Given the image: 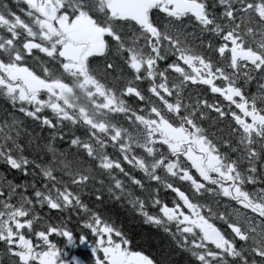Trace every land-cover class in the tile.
I'll use <instances>...</instances> for the list:
<instances>
[{
	"label": "snow or ice",
	"instance_id": "6c2138e0",
	"mask_svg": "<svg viewBox=\"0 0 264 264\" xmlns=\"http://www.w3.org/2000/svg\"><path fill=\"white\" fill-rule=\"evenodd\" d=\"M17 4H22L23 7H13L5 0H0V54L5 53L6 46L8 48L6 59L0 58V73L8 77V80H5L4 75H0V95L7 98L15 112H19L26 119L31 118L38 127L49 130L52 139H48L44 145V151L47 153V162H44V157L34 158L25 154V145L21 142V128L18 127L22 121H18L12 113L0 121V161L11 175L9 179L8 175L0 174V264H81L75 256L68 258L66 250L77 243L90 248L93 264H157L151 255L141 251H130L128 248L130 240L126 238L125 233L116 227L106 209L95 206L105 203L103 189L105 181L102 177L97 179L98 176L90 169L65 173L69 176L68 180L57 177L56 173L60 170L58 164H62L63 161H58L60 150L55 145L56 130L65 120L72 124L77 123L60 103V88L63 82L36 78L39 83L32 85L24 81L18 73L10 70L26 71V66L23 65L24 57L38 54L56 61L61 70L66 71L70 66L73 67L75 71L81 73L84 87L91 84L101 96H104V91L95 79H89L85 75L88 57L95 59L103 53L89 52L81 62L75 63L74 57L67 51L77 42L73 39L72 30L65 26V21L69 25L72 24L75 17L86 11L85 6L83 4L72 6L67 0H17ZM153 6L161 13L171 15L177 20L188 15L202 33L207 32L215 38L203 41L202 46L211 49L216 57L226 61L225 66L214 65L211 55L206 57L204 54L181 52L177 47L179 41L172 39L171 36H168L167 40L173 47V53L167 59L160 54L158 47H151L150 43L153 55L144 64L128 60L129 70L134 77L149 81L147 91L161 102L165 111L182 120L179 125L172 124L162 115L159 108L152 105L149 107V113L154 119L145 123L159 125L164 121L175 132L181 133L184 140L178 141L164 128H160L157 134V129L150 127L149 142L153 145H164L168 151V157L157 156L153 147H144L143 151L151 162L140 156L129 158L124 144L119 146L121 158L114 159L106 153L98 156L93 145L81 140L79 136H72L69 143L89 160L94 161L95 169L109 175L110 185L107 188L109 196L123 191V183L115 173L128 177L130 183L141 193H128L130 197H135L129 199L133 208L143 216L148 225L161 227L165 222L174 224L176 232L182 237L177 241V245L183 248H187L189 244L191 246V256L194 259L190 264H220L221 261L224 264L228 261H231V264H264V240H253L252 246L247 250L238 247L248 244L250 234L255 236L256 229L264 225V211H259L254 206L260 204V207L264 208V203H261L264 201V186L253 189V192L246 188V185L264 183L258 177V169L253 163L254 160L264 158V145L259 152L256 147L258 140H264V103L258 107L255 94L246 95L243 87L238 86L236 82V77L241 75L246 81L251 82L256 79L253 73L264 74V53L245 48L244 41L238 34L241 20L237 17L238 13L251 11L256 19L264 22V0L247 2L238 0L234 7L228 4L227 0H216L211 6L212 11H209L207 0H196L199 11L193 8L189 13L184 10L172 12L157 4ZM95 11L110 19H118L109 16L104 0H97ZM213 12L219 13L228 21H236L234 27L229 30L220 28L214 23ZM152 29L149 35L158 39L160 29L156 25H152ZM99 31L101 39L103 36L119 39L118 35H113V32L106 29L103 24H100ZM17 41L20 42L18 45ZM13 45H16L15 50ZM158 61H164L165 68L159 72L161 82L156 86L152 83L155 74L151 67ZM185 66L191 74L185 72ZM107 67L111 69L112 65L108 64ZM143 68L148 70L142 71ZM45 72L47 73V68ZM167 73H178L185 87L188 84L203 85L206 91L219 98V103L210 104L207 99L198 97L192 101V110L188 113L187 103L181 98L176 85L168 84ZM18 79L21 80L20 84L15 83ZM257 88L264 91V81H259ZM42 91L46 95L42 96ZM121 95L135 97L138 101L144 100L140 90L131 83L121 91ZM108 101L109 104L115 103L113 98H108ZM225 103L228 105V111L224 110ZM103 107L107 108L108 104ZM204 108L214 112L221 120L227 116L235 125L231 129L232 132L246 134V140L236 141L237 144L246 146L241 149L242 159L248 162L244 170L246 176L241 174L240 162L220 157L215 144L208 140L202 126L196 123L198 119H205ZM45 110H50L55 119L50 118ZM84 111L81 109V112ZM137 119L144 120L141 116H137ZM82 122L88 125L89 135L100 144V147L106 148V143H100L96 132L106 131L107 125L102 122L95 123L86 114L82 117ZM119 135L117 131L116 135L109 137L113 144ZM191 141L196 143V155L200 163L193 160L191 148L185 151L181 146L182 143ZM28 143L30 144L31 140ZM225 146H229L227 142ZM201 152L211 157L214 163L205 165L203 163L205 157L199 155ZM181 158L185 161L184 166L178 163ZM124 164L137 168L148 178V182L155 186L148 199L142 198L146 187L144 180L137 176L129 177ZM161 171L166 177L187 183L197 195L202 192L211 194L215 191L224 198L234 200L241 207L252 211L261 220V225H250L247 229H242L239 224H229L231 238L216 230L220 239H212L197 223L200 220L207 222L201 205L193 201L182 187L162 177L159 174ZM40 178L44 179L43 184ZM90 184L93 188L89 192L94 194V200H86L82 195L83 190L88 189ZM161 185L174 193L175 199L171 204L159 198L158 191ZM149 201L156 210L154 213L145 210ZM44 206L52 213L46 220L38 215ZM37 225L40 230H37ZM164 230L170 231L168 228ZM189 235H192L190 241ZM197 235L200 237L199 240L196 238ZM55 236L64 242V249H61L52 238Z\"/></svg>",
	"mask_w": 264,
	"mask_h": 264
},
{
	"label": "trees",
	"instance_id": "16d2710c",
	"mask_svg": "<svg viewBox=\"0 0 264 264\" xmlns=\"http://www.w3.org/2000/svg\"><path fill=\"white\" fill-rule=\"evenodd\" d=\"M5 2L11 4L13 7H23L22 4H17V0H5ZM67 2L70 3L72 6L83 4L89 16L92 17L99 24H104L111 20L109 17L102 16L95 11L97 6V0H67ZM215 2L216 0H207L209 11H212L211 6ZM227 2L228 4L234 7L237 4L238 0H227ZM214 15H216L217 17L218 26L224 30L226 24H229L230 28H233L236 23V21H228L225 18H222L219 13L213 12V16ZM237 17L241 20V26L238 29V34L240 35V39L244 41L245 48H251L253 50L264 53V45L262 46L261 44V42L264 40V37L260 36V30L256 31L255 26L258 23L256 18H254L250 14L247 15L245 13H238ZM183 18L184 20L182 22H176L173 24L172 22H170V20H168L165 25L181 29L185 32H190V37L185 38L183 40V47L185 49V52L191 53L193 55L204 54L206 57L209 55L212 56V50L205 49L202 46L203 41H206L211 38L210 34L207 32L202 33L201 29L195 26L192 21L188 18V15L183 16ZM153 23L156 25L154 21ZM249 29H251V31H249ZM185 36H188V33L185 34ZM14 48H16V45H14ZM6 53L7 51H5L4 54H0V58L6 59ZM214 62H219L218 57H216V60L213 61V63ZM23 63L28 69L33 70L35 72H41L39 75L42 76L45 80H60L65 83H68L71 80L73 82L71 85L70 93L65 97V100H61L60 103L65 109L69 110L70 115L77 120V123L72 124L70 121L65 120L63 121L62 125L56 130L57 134L55 138V145L60 150V153L58 154V161H63L62 164H58L60 170L56 173L57 177L59 179L68 180L69 176L65 173H74L77 170L90 169L96 176H98L97 179H99V177H102L105 181L103 185V189L105 191V203L103 205L97 204L95 206L106 209L107 213L111 216L112 221L115 223L116 227L118 229H121L125 233L126 238L130 240V243L128 245L130 251H141L144 252V254L146 255H151L155 258L157 264H190V261L194 259L193 257L192 259L189 257L191 255V246L189 244L187 248H183L177 245V241L182 239V237L180 233L176 232L175 226H170L167 223H164L161 227H156L155 225H148L145 223L143 216L140 215L135 208H133L132 204L129 202V199H134L135 197H130L128 193H141L135 186L130 183L128 177H125L119 174L118 172L115 173L123 183V191L115 192L112 196H109L107 193V188L110 185L109 175L107 173H102L99 170L95 169V162L89 160V158L85 156L79 149L72 147L69 143L72 136H79L81 140L87 141L93 145L98 156L106 153L114 159L121 158L119 146L120 144H124L126 154L129 156V158L133 156H140L151 162L150 159L147 157V154L143 151L144 147H150L148 134L147 132L138 130V128L133 124L134 116H118L120 114L114 111L111 113L106 112L102 114V116L105 118H114L112 119L114 122L126 126L134 125V132L140 134L136 140H130L127 139L125 136H122L121 138L117 139L115 144H113L109 137L114 135V128L113 134H110L109 136L107 133L104 134L102 132H96V136L99 137L100 143H106V148L102 149L100 147V144H98L97 141L89 135L90 130L88 125L82 122L81 108L84 107V98L86 97L87 87H84L82 84L75 82L74 77H70V75L67 74L65 70H61L56 61L48 60L44 57L39 56L38 54H34L30 57L25 56L23 59ZM108 64L112 65L111 69L107 67ZM45 68H47V73L45 72ZM87 69V73L89 76L91 74L93 76H96V79L103 83V88L107 91L110 90V92L114 94L115 83L109 84L108 82L116 81L118 83V80L122 77L121 74L123 72L126 73V76L129 73L128 67L122 65L121 62L118 63V61H116V59L114 58L113 45H111L110 54H108L106 57L100 58L97 56L95 59L90 58L87 64ZM125 82H127V78L126 80L124 78L122 79V83L125 84ZM236 82L238 86L241 87L243 84L246 83V81L242 79L241 76L236 77ZM247 83L249 82L247 81ZM200 89L203 92H208L206 91L203 85H200ZM255 89H257V84L254 85L252 91H254ZM245 93L246 95H251L249 92H247V90H245ZM41 95L44 96L46 95V93L42 91ZM195 96H197V92L193 90L191 94L192 101H194L193 98ZM53 99H55V97H53ZM90 99H95L99 102H102L94 97H91ZM185 100L187 101V105H189L190 103L188 102V95L185 96ZM65 101H67V103H65ZM6 105L9 109H12L7 98H5L3 95H0V118H6L10 113L6 112L7 110L4 107ZM12 111L14 114L22 116L19 112H15L13 109ZM187 112L190 113L191 111ZM203 112L205 115V119H198L196 123L202 126V129L207 135L208 140H210L212 144H215L216 149L218 150L219 155L222 159L236 160L237 155L233 152V148L236 146L235 138L228 137V135L223 133L221 129L220 133H217V126L226 125L220 124L221 122H226L225 118L221 120L217 115L214 118L213 115L215 113L210 112L209 110ZM208 112L211 113V116H207ZM45 113L50 118L55 119L50 110H45ZM85 114L90 115L91 113L89 111H85ZM22 117L25 118L24 116ZM5 118L2 119L4 120ZM99 120L100 119L94 118V122H98ZM22 122V127H18L21 128V142L25 145V154L31 155L34 158L44 157V162H47V153L44 151V145L47 143L48 139H52L49 130L42 127H40V130L36 129L33 126V124L35 123L31 121V118H28ZM171 123L179 125L182 123V120L179 117L174 116L171 120ZM24 129H27V131H24ZM172 133H175L174 129H172ZM105 135H107V137ZM178 136L182 137L183 135L181 133H178ZM29 140H31L30 144L28 143ZM225 142L228 143V147L225 146ZM156 145V155H163L165 157H168L167 148L164 145ZM260 151H262V149H260ZM178 163L181 166L185 165V161L182 159H180ZM253 163L258 169V177L262 182H264V158H261L258 161H254ZM123 166L125 172L129 174V177L137 176L138 178H142L144 180L146 187L142 193V198L148 199L149 193L155 186L150 184L148 182V178L144 176L143 173L139 172L137 168L128 164H124ZM0 167L5 168L6 166L3 162H0ZM0 174L8 175V177L11 178V175L7 172V167L5 169H0ZM159 174L165 179H168L171 182L176 183L177 185L182 187V190L186 191L193 201H196L201 205V207L203 208V215L207 217V225H211L216 230L222 232L225 236L231 238V231L228 227V221L225 219V217H223L224 211H227L225 206L228 204V201H231V199L224 198L218 195L215 191H213L211 194H208L207 192H202L200 195H197L192 192L190 186L187 183H181L178 180H173V178L171 177H166L163 171H161ZM40 182L41 184H43L45 181L43 178H40ZM256 185L257 188H259L261 186H264V183ZM256 185H246V188L249 191L251 187ZM96 187L100 186L96 185ZM92 188L93 185L90 184L88 186V189L83 190L82 195L86 200L95 199L94 194L89 192V190H92ZM158 196L162 201L167 202L169 204H171V202L175 199L174 193L165 189L162 185L159 187ZM254 206L257 210L264 211V208L258 207L256 205ZM37 207L39 208L40 206ZM145 210L149 213H154L156 211L151 205L150 201L149 205L146 207ZM54 211L55 210H53V212ZM248 211L249 216L253 217L255 221L260 220L252 211ZM51 214L52 213L48 211L47 206H44L43 209L38 213V215L43 217L45 220L47 216ZM201 227L203 228V226ZM165 228L170 229V231L166 232L164 230ZM37 230H40L39 225H37ZM253 237L254 238L249 239L248 244L239 245L238 247H242L247 250V248H250L252 246L253 240L263 239L262 235H260L259 237H256L255 235ZM52 238L58 243L61 249L65 248V244L61 241L60 237L55 236ZM196 238L200 239L199 235H197ZM188 239L190 241L192 239V236L189 235ZM70 248L72 255L76 253V249H79L80 252L78 253V255L84 256L88 264H93V258L91 256L90 248L87 245H81L77 243L76 245ZM220 264H224V262H220ZM227 264H231V261H228Z\"/></svg>",
	"mask_w": 264,
	"mask_h": 264
},
{
	"label": "rangeland",
	"instance_id": "374dc122",
	"mask_svg": "<svg viewBox=\"0 0 264 264\" xmlns=\"http://www.w3.org/2000/svg\"><path fill=\"white\" fill-rule=\"evenodd\" d=\"M251 15L254 18H256L254 14H251ZM168 20H170V22H172V24H173L176 22H182L184 20V18L182 17L181 19L177 20V19H174L171 15H165L163 18V25H162V27L159 28L160 29L159 38L156 39V38L151 37V38H147L146 40H144L143 39L144 35H141L138 38V43L143 42L144 44H146L148 46V48H150V43H151V47H158L159 49L162 48L164 51H167L168 57H169L173 53V47L171 46V44L167 40V37L171 36L172 39L179 41V44L177 45L179 50L181 52H185V49L183 47V40L185 38L190 37V35H189L190 32H185L181 29H177V28H173V27L165 25L166 21H168ZM256 20L258 22L255 26L256 31L260 30V36L264 37V22H261L258 19H256ZM65 26L72 30L73 39L77 42V44L75 46L68 48L67 51L69 52L70 55H72L74 57V62L79 63L83 60V57L85 55H87L89 52H94L93 44H91L89 40H88V42H86L83 38L87 37V36L90 37L92 35H96V36L101 37V32L99 31V26L96 24V22H93V20H91L88 15L82 14V13H80L79 16L75 17V19L73 20V23L70 25L67 24V22L65 21ZM187 33H188V36H185V34H187ZM109 37L111 39H113L112 36H109ZM261 44H262V46L264 45V40L261 42ZM108 52H109V50L104 49L102 51L103 57H106V54ZM220 62L221 61L219 60L218 63H220ZM164 68H165V66H164ZM10 70L12 71L13 69H10ZM185 72L191 74L190 70L187 69L186 66H185ZM85 75H87L89 79H95L98 86L104 91L105 95L101 96L100 93L97 92L96 89L91 84H89L87 86V90H86L84 107L81 109H84L85 111H89L91 113L90 115H87V116L92 121H94V118L100 119L98 122H95V123L99 124L102 122L105 125H107V130L106 131H100V132H102L104 134L107 133L108 136L110 134H113V128L115 129L114 135H116L117 131H119V133H120V135L117 137V139L121 138L122 136L127 135V133L124 130H118L115 128V122H113V120H112L114 118L106 119L105 117L102 116V114H104L106 112H108V113L113 112L114 106L119 107V108H128L129 112L134 115L133 119H134L135 126H138V128H140V129L144 128V124H143L144 120H138L137 116H141L144 119H148L149 121L154 119V117L151 116L149 113V107L152 105H155L157 108H159L162 115H164L165 117H167L169 115V112L165 111L164 106L161 104V102L156 97L152 96L147 91V89L149 87V81H148V84L145 88L144 100L138 101L137 99L132 100L131 99L132 97L127 98V96L121 95V93L119 95H115L114 93H111L110 90H108V91L105 90L103 88L104 85L96 79L97 78L96 76H92V75L89 76L87 72L85 73ZM168 76H170V78H171L170 82L168 83L169 85L175 84L176 86H178L180 84L181 78H180V75L178 73H167V77ZM70 77H74L75 82L84 84V81L81 79V73L80 72L72 71L70 73ZM4 79L8 80V78H4ZM42 80H44V79L42 78ZM8 82L11 83L12 81H8ZM160 82L161 81L159 78V79H155L152 83L155 84L156 86H158ZM15 83H16V81H15ZM72 83L73 82L70 80L66 84V86L62 85V87L60 88V91H61L60 101L65 100V97L70 93ZM108 83L109 84L115 83L114 88L119 89V86L117 85L118 83L116 81L108 82ZM29 84L34 85L33 83H29ZM184 88H185L184 89L185 94H188L191 90H201L200 85H193V84H188L186 87L184 86ZM205 93L208 94L209 92H205ZM207 96L208 95L204 96V98H206ZM91 97H94V98H96L102 102H99L95 99H90ZM198 97L200 98L201 96L197 95L193 98V100L195 101L196 98H198ZM108 98H113L115 100V103L109 104ZM208 100L212 101V99L210 97ZM262 103L263 102H259V106ZM105 104H108L107 108L103 107V105H105ZM133 105H136V106L134 107ZM189 108H192V107H189ZM141 109H143L142 112H141ZM10 110L12 112V109H10ZM65 110L69 112L68 109H65ZM85 111L81 112L82 117L85 115ZM2 118H5V117H2ZM161 122H163V121H161ZM121 125L124 126L123 124H121ZM18 126L22 127V124H20ZM151 127L156 128L157 130L160 129L159 125H151ZM143 131L145 132L146 130H143ZM105 136L107 137V135H105ZM173 137H175V136H173ZM237 140L244 141L245 138L244 137H236L235 138V145H237V146L234 147L236 149V151H233V152H235L238 157H242L241 148L245 147V145L237 144L236 143ZM5 168L0 167V169H5ZM253 199H255L254 193H253ZM245 203H247V201H245ZM261 203H264V201H261ZM255 205L260 207V204H255ZM248 210L249 209L245 208V207H240L238 209L233 208V211L235 212V214L239 217L240 220L244 221L247 226L257 225V224L261 225V220L255 221L253 217L249 216ZM165 223H167V222H165ZM199 223H200V226L203 225L202 220H200ZM206 233L209 237L213 236L212 231H208ZM260 235H262L263 239H264V225H261V227H258L256 229V237H259ZM252 238H254V237L250 235V239H252ZM218 239H220L219 236H218ZM263 239H261V240H263ZM75 251H76V253H74V256L77 257L80 250L76 249ZM101 255H102V253H101Z\"/></svg>",
	"mask_w": 264,
	"mask_h": 264
},
{
	"label": "flooded vegetation",
	"instance_id": "af4514ba",
	"mask_svg": "<svg viewBox=\"0 0 264 264\" xmlns=\"http://www.w3.org/2000/svg\"><path fill=\"white\" fill-rule=\"evenodd\" d=\"M245 2H246V0H245ZM158 5H162L166 10L172 11V8L170 6H168L165 2L161 3V4H158ZM245 14H247V15L250 14L251 15L253 13L251 11H249V12H247ZM164 16H165V14L161 13L160 11H158V8L154 7V6L151 7L149 9V11H148L149 22L152 25H155L153 23V21H154L158 28L162 27ZM117 20H121V19H117ZM166 22H168V21H166ZM214 23L216 25H218V20H217L216 15H214ZM229 29H231L229 24L228 25L226 24L225 25V30H229ZM114 35H118L119 36V39H114V48H115V52H116V57H117L118 63L121 62L122 65H126L128 67V60H134V61H137V62H139L141 64H144V62L147 59L152 57L153 53L151 51V47L148 48V46L146 44H144L143 42L138 43V38L141 35H144V37H143L144 40H146L147 38H151L152 36L149 35L148 31L142 30V28H140L137 25H135L134 23H132V21H130V22L127 21V20L117 21V26H116V28L114 30ZM83 39L85 41H87L88 37H84ZM98 39H99V41H101L104 44L103 39L101 40L100 37H98ZM212 39H215V38H212ZM93 40H96V38H93ZM104 41L108 42V38L104 37ZM5 51H8L7 46L5 48ZM160 54L163 55L165 57V59L168 58L167 51H164L162 48L160 49ZM211 57H212L213 61L216 60V56L214 55V53H213V55ZM218 59L221 62L220 63L214 62V65L220 64L221 66H225L226 61L221 60L220 58H218ZM164 66H165V62L164 61H158L157 63L152 65L151 70L155 74V79H159V75L158 74H159V72L161 70H163ZM128 69H129V67H128ZM147 70H148L147 68H143L142 69V71H145V72ZM12 71H14L15 73H18L20 76H22L24 81H25V74L27 73V74H29V76H28V81L29 82H31V81H37L38 82V80L36 78H39V74L31 73L28 70L25 71V70H22V69H13ZM0 75H4V74L0 73ZM121 75H122V77L118 80V84H117L119 86V89H118V93L119 94L121 93V91L129 83H131L132 86H134L135 88H138L140 90V92L142 94H144L145 88H146V86L148 84V81L146 79H143V78L136 79L134 77L132 71H130V70H129V73H128L127 76H126V73H124V72ZM253 75L256 76V79L251 81V85H250V82L247 83L246 79L241 75L242 79H244L246 81V83L243 84L242 87H243L244 90H247V92H249L251 95L253 93L255 94L256 101H257V106L259 107V102H263L264 103V91H261L258 88L255 89L254 91H252V88L259 81H264V74L253 73ZM4 78H8L7 75H4ZM123 78L125 80L127 78L128 82H125V84H123L122 83V79ZM170 80H171V78H170V76H168V83L170 82ZM16 83L20 84L21 80H19V79L16 80ZM176 87H177L178 91L180 92L181 98H183L185 100V96L188 95V94L184 93V89L185 88H184L182 82H180V84L178 86H176ZM206 95H208V96L206 98H204V96H206ZM251 95H249V96H251ZM200 96H201L200 98H204V99H207V100L210 97L212 99V101H213L212 102V101L208 100V102L210 104H218V102H219V98L217 96L213 95L211 92H209L208 94H206V93L201 94ZM173 98L175 99V97H173ZM131 99L134 100L136 98L132 97ZM186 103H187V101H186ZM189 107H192V104L191 105H187L186 111H191L192 110V108H189ZM206 110H208V109L207 108L203 109V111H206ZM224 110L228 111V105L226 103L224 104ZM169 114L173 116L172 113H169ZM207 116H211V113L208 112ZM213 117L215 118L216 114H214ZM225 121H226L225 123L221 122L220 124H226V125L217 126L218 127L217 133H220V129H221L223 133L228 135V137H233V138L244 137L245 140L247 139V136H246L245 133L239 132V131L234 133V132L231 131V129H233L235 127V125L232 123V121L227 116L225 117ZM183 140H184V137L182 136V141ZM262 145H264V140H258L256 142V147H257V151L258 152L260 151ZM181 146H182V148L185 151H188V149L191 148L192 149V158H194L198 163H200V161L198 160L197 155H196V143H195V141H191L189 143H182ZM242 148H244V147H242ZM231 154H230V156H231ZM234 154H236V153L234 152ZM199 155H202V156L205 157V159L203 161V163L205 165H209V164L214 163V160L211 157H207V155L205 153L201 152V153H199ZM236 160L238 162H240V168H241L242 176H246L247 173L244 170L247 168L248 162L246 160H242V157H238V156H237ZM254 166H256V165L254 164ZM255 188H257V185L251 187L249 189V192H253V189H255ZM240 207L241 206L238 205L234 200L228 201V204L225 206L227 211H224L223 217H225V219L228 221V224H230V223L239 224L242 229H247L248 226L242 220H240L239 217L233 211V208L238 209ZM260 211H263V210H260ZM197 223L200 225L199 221H197ZM206 223H207L206 221H203V225H202L205 233L208 232V231H212L213 232V236L211 238L214 239V240H219L217 232H216V229L214 227H212L211 225H207ZM168 225H170V224H168ZM170 226H172V225H170ZM173 226H175V225L173 224ZM189 257L192 259L191 255ZM68 258H71V257L69 256ZM77 259L81 262V264H84L81 257H77ZM221 262H223V261H221Z\"/></svg>",
	"mask_w": 264,
	"mask_h": 264
},
{
	"label": "water",
	"instance_id": "95a60500",
	"mask_svg": "<svg viewBox=\"0 0 264 264\" xmlns=\"http://www.w3.org/2000/svg\"><path fill=\"white\" fill-rule=\"evenodd\" d=\"M111 15H118L122 19H131L147 30L152 31V26L148 22L147 11L154 4L166 2L172 7L174 12L184 10L189 13L195 8L196 0H104ZM99 50L98 47H96Z\"/></svg>",
	"mask_w": 264,
	"mask_h": 264
},
{
	"label": "bare ground",
	"instance_id": "6f19581e",
	"mask_svg": "<svg viewBox=\"0 0 264 264\" xmlns=\"http://www.w3.org/2000/svg\"><path fill=\"white\" fill-rule=\"evenodd\" d=\"M195 91L197 92V95H199V96H200L201 94H204L202 90H195ZM192 92H193V90H191V91L188 93V102L190 103L189 105L192 104V98H191V94H192ZM4 107H5V109L7 110L6 112H10V113H12L18 121H25V120H26V119L23 118L22 116H19V115L14 114L13 111L11 112V110L8 108L7 105L4 106ZM2 120H3V119L0 118V121H2ZM32 124H33V123H32ZM33 126H34L36 129H39V130H40V127H38L36 124H33ZM0 162H2V161H0ZM8 178H10V177H8ZM10 179H11V178H10Z\"/></svg>",
	"mask_w": 264,
	"mask_h": 264
}]
</instances>
